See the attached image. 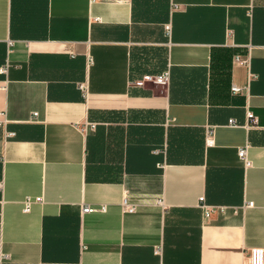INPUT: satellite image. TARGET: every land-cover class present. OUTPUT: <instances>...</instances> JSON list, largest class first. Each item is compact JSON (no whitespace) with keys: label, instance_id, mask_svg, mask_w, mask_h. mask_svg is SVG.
Instances as JSON below:
<instances>
[{"label":"crops","instance_id":"obj_1","mask_svg":"<svg viewBox=\"0 0 264 264\" xmlns=\"http://www.w3.org/2000/svg\"><path fill=\"white\" fill-rule=\"evenodd\" d=\"M6 64L0 264H243L264 248V0H0ZM200 197L226 209L204 219Z\"/></svg>","mask_w":264,"mask_h":264},{"label":"built area","instance_id":"obj_2","mask_svg":"<svg viewBox=\"0 0 264 264\" xmlns=\"http://www.w3.org/2000/svg\"><path fill=\"white\" fill-rule=\"evenodd\" d=\"M165 30L169 31V27L168 26H165ZM238 63H245V60H240L237 59L236 60ZM7 64L0 68V72L2 73H5L6 70H7ZM153 81L159 85H167L168 84V81H169V75L168 73H162L160 75H157L153 78ZM80 89H82L83 91L85 90V86L83 85H80ZM231 91L233 93H238L240 92V89L237 88V87H232L231 88ZM34 117L36 116V113H33L32 114ZM248 118L256 123V118H254L252 116V114L250 112H248ZM233 124V122H230ZM6 124V119L4 118V113L3 112H0V128H3V126ZM95 128V124L94 123H85L83 125V127L81 128L82 132H86V131H91ZM14 134L13 133H10V132H7L5 133V137L9 138V137H12ZM204 143H205V146L207 147H211L213 145V130L212 128H208L206 131H205V135H204ZM247 148H248V145L244 146V147H241L237 150V156L239 158V160L243 163V165L246 167L248 166L250 163L247 159ZM34 201H40L39 198L35 199V200H32L30 198H26L23 202V211L24 212H27L30 208V205L34 202ZM252 206V203L251 202H246L244 205H243V208H247V207H251ZM198 207L200 208L201 210V213H202V217L204 219H208L212 214L216 213V212H220V213H223L224 210L226 209V207L224 206H212V205H208L204 202V198L203 197H200L198 199ZM123 208H124V211L125 212H128V213H133L134 210H135V205L134 204H130V203H123ZM94 211H101V212H104L105 211V207L104 206H100L99 208H95V207H92V206H82L81 207V213L84 214V213H91V212H94ZM159 252V249L156 250V253ZM1 259V258H0ZM243 264H264V248H257V247H254V248H250L248 250V253L246 255V258H245V261Z\"/></svg>","mask_w":264,"mask_h":264}]
</instances>
